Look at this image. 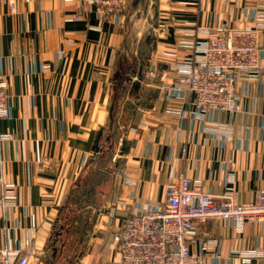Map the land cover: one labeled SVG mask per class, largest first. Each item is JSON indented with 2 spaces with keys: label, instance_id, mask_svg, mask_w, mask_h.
Wrapping results in <instances>:
<instances>
[{
  "label": "crops",
  "instance_id": "0c3cea01",
  "mask_svg": "<svg viewBox=\"0 0 264 264\" xmlns=\"http://www.w3.org/2000/svg\"><path fill=\"white\" fill-rule=\"evenodd\" d=\"M259 10L264 0H128L116 24L80 0H17L14 12L3 6L0 75L10 118L0 134L11 137L0 141V175L15 184L17 200L0 207V248L30 239L31 264H57L60 221L97 171L105 180L74 223L98 233L75 237L84 245L88 238L89 247L75 259L63 256L69 264L116 260L126 217L161 207L168 180L182 172L216 198L256 201L264 191V72L243 74L239 111L212 113L217 125L205 131L174 67L197 53L179 45L185 33L203 41L208 28L254 25ZM130 39L137 60L127 70L143 66V78H119L128 88L118 93L117 59ZM260 44L264 63V33ZM240 225H201L189 248L204 263L264 264V220Z\"/></svg>",
  "mask_w": 264,
  "mask_h": 264
},
{
  "label": "built area",
  "instance_id": "2783aa9c",
  "mask_svg": "<svg viewBox=\"0 0 264 264\" xmlns=\"http://www.w3.org/2000/svg\"><path fill=\"white\" fill-rule=\"evenodd\" d=\"M30 2V0H25ZM75 1V0H68ZM93 4L98 18L121 24L128 0H80ZM7 6L17 9V0H0V11ZM77 18V16H73ZM254 25H222L202 30L203 41L194 38L197 32L185 33L179 45L197 53L176 64L182 88L193 96L192 105L205 131L217 125L210 115L217 112L239 111L237 83L243 74L257 77L264 72L260 60V37L264 33V10H259ZM194 36V37H193ZM57 57L65 56L63 51ZM8 84L0 75V123L10 118ZM10 134H0V141ZM17 200L16 186L0 175V207L4 212ZM214 220L244 222L264 220V191L254 202L238 203L233 194L216 198L195 184L185 173L170 178L166 186V200L161 207L142 213L129 214L118 235V258L109 264H217L204 263L192 252L189 242L198 227ZM30 239L25 244L17 240L0 248V264H31L34 255ZM249 262V258L244 259ZM247 262V263H246Z\"/></svg>",
  "mask_w": 264,
  "mask_h": 264
},
{
  "label": "rangeland",
  "instance_id": "374dc122",
  "mask_svg": "<svg viewBox=\"0 0 264 264\" xmlns=\"http://www.w3.org/2000/svg\"><path fill=\"white\" fill-rule=\"evenodd\" d=\"M136 45V42L132 41L131 39L126 41L124 48L126 51H122L117 59V65H116V73L114 75V80L116 81V85H114V89H116V92L121 93L125 92L128 88V86L124 85L123 83L121 84V81L124 80V78L129 77L130 74L132 76L136 77L137 80L143 78V66H141L138 71L132 70L131 68L127 70L129 64H134L136 59V55L133 52V49ZM128 71V72H127ZM144 75H147V72L145 71ZM119 78H122L121 81L119 82ZM115 92V91H114ZM105 156L108 157L104 159V162L109 161L110 165L113 167V158L112 155L106 154ZM103 166H107L106 163H102ZM105 180V174L103 171H97L96 174L92 175L90 178L86 179V185L81 189V195H76L73 198V204H76L75 211L73 213H67L64 214V217H62V220L60 221V225L62 226L61 228H58L57 233H58V244L59 248L56 249L55 253H62L63 256L65 255H70V259H75L76 257L79 256V254L82 252H85L88 249V238L84 239L83 243H86V249L82 250V246L84 247V244L78 243L75 241V237L79 238H86V236H92L95 232L98 233L97 231H93L90 234H88L89 230L87 227H84L83 225L75 224L74 221L77 219L78 216L81 214L83 215L81 211H83V207L86 208V206L89 204V202L92 203L93 201V193H94V186L100 182H103ZM80 209V210H79ZM90 218H93L95 214L90 213ZM74 224V225H73ZM72 225V227H70ZM86 233H85V231ZM88 234V235H87ZM118 244V241H117ZM117 248V245L115 246ZM116 250V249H115ZM60 259L57 264H69L70 262L66 260L67 257H63ZM31 263V259H30ZM33 264V263H32Z\"/></svg>",
  "mask_w": 264,
  "mask_h": 264
}]
</instances>
